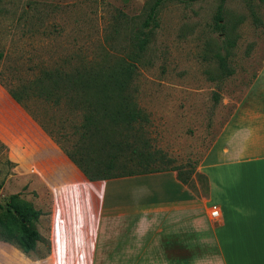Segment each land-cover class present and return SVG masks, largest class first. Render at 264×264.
Here are the masks:
<instances>
[{"label": "rangeland", "instance_id": "1", "mask_svg": "<svg viewBox=\"0 0 264 264\" xmlns=\"http://www.w3.org/2000/svg\"><path fill=\"white\" fill-rule=\"evenodd\" d=\"M152 2L0 0V86L20 94L27 113L69 148L77 142L78 115L34 91L33 81L44 70L132 58L138 53L135 33ZM219 5L222 27L216 28ZM150 30L135 60L136 103L146 117L139 134L181 171H195L263 65L264 0H163ZM89 152L99 153L93 147ZM8 156L0 142V202L12 192L32 202L37 193ZM192 178L193 190L204 192V176Z\"/></svg>", "mask_w": 264, "mask_h": 264}, {"label": "crops", "instance_id": "2", "mask_svg": "<svg viewBox=\"0 0 264 264\" xmlns=\"http://www.w3.org/2000/svg\"><path fill=\"white\" fill-rule=\"evenodd\" d=\"M249 84L195 168L200 194L173 169L87 179L0 86V142L41 210L35 248L0 238V264H264V62Z\"/></svg>", "mask_w": 264, "mask_h": 264}, {"label": "trees", "instance_id": "3", "mask_svg": "<svg viewBox=\"0 0 264 264\" xmlns=\"http://www.w3.org/2000/svg\"><path fill=\"white\" fill-rule=\"evenodd\" d=\"M162 1L153 0L149 5L134 36L133 46L138 53L132 58H118L111 63L102 59L81 64L69 71L57 68L44 70L32 83L34 91L44 98L54 104L62 103L78 115L79 123L74 128L77 142H73L69 148L60 146L89 180L173 169L179 181L193 190L192 176L197 179L201 174L192 169L186 173L181 171L179 166L171 164L170 157L151 148L139 134L146 117L136 103L138 88L133 83L135 60L150 41L149 32L156 25L158 7ZM220 19L219 5L213 15L216 28L222 27ZM218 63L223 72L225 66L220 57ZM8 91L27 108L20 94L14 90ZM141 143L143 146H140ZM92 147L99 151L98 155L90 156L89 148ZM0 210V238L17 245L26 253L33 250L35 242L41 238L33 225L41 210L21 201L17 192H12L4 203L0 202Z\"/></svg>", "mask_w": 264, "mask_h": 264}, {"label": "built area", "instance_id": "4", "mask_svg": "<svg viewBox=\"0 0 264 264\" xmlns=\"http://www.w3.org/2000/svg\"><path fill=\"white\" fill-rule=\"evenodd\" d=\"M219 212L220 210L217 204H212L210 206L209 215L211 218L213 219L217 218V216L219 215Z\"/></svg>", "mask_w": 264, "mask_h": 264}]
</instances>
